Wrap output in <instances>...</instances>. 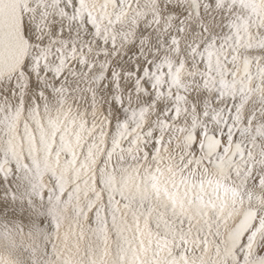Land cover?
<instances>
[{
	"label": "snow or ice",
	"instance_id": "snow-or-ice-1",
	"mask_svg": "<svg viewBox=\"0 0 264 264\" xmlns=\"http://www.w3.org/2000/svg\"><path fill=\"white\" fill-rule=\"evenodd\" d=\"M0 264H264V0H0Z\"/></svg>",
	"mask_w": 264,
	"mask_h": 264
}]
</instances>
